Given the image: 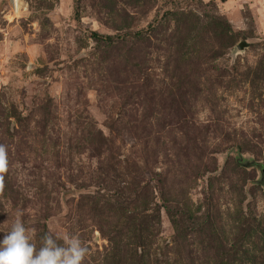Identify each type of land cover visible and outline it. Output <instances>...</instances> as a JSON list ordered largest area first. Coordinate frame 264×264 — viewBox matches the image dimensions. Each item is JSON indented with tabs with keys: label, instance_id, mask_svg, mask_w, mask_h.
Segmentation results:
<instances>
[{
	"label": "rangeland",
	"instance_id": "1",
	"mask_svg": "<svg viewBox=\"0 0 264 264\" xmlns=\"http://www.w3.org/2000/svg\"><path fill=\"white\" fill-rule=\"evenodd\" d=\"M0 143V240L21 213L86 264H264V189L237 162L264 163V0H11Z\"/></svg>",
	"mask_w": 264,
	"mask_h": 264
},
{
	"label": "clouds",
	"instance_id": "2",
	"mask_svg": "<svg viewBox=\"0 0 264 264\" xmlns=\"http://www.w3.org/2000/svg\"><path fill=\"white\" fill-rule=\"evenodd\" d=\"M11 168L8 145L0 143V190ZM21 215L17 213L10 230L0 240V264H86L89 248L78 235L58 236L49 231L37 247L33 243L36 230L27 227Z\"/></svg>",
	"mask_w": 264,
	"mask_h": 264
},
{
	"label": "water",
	"instance_id": "3",
	"mask_svg": "<svg viewBox=\"0 0 264 264\" xmlns=\"http://www.w3.org/2000/svg\"><path fill=\"white\" fill-rule=\"evenodd\" d=\"M10 3L11 0H0V12L6 9V7L10 5ZM246 48H247V44L244 41L237 42L235 46L232 48L230 54L232 61H234L239 54H244ZM39 87L40 86H35V85L33 86V88L31 89L32 95L36 93ZM237 162L240 166L248 170L256 169L258 172V179L252 181L251 184L260 185L264 189V163L257 161L255 158L249 155H241V154L238 155ZM69 193L70 191H66L63 195V200L65 205H66V198Z\"/></svg>",
	"mask_w": 264,
	"mask_h": 264
},
{
	"label": "trees",
	"instance_id": "4",
	"mask_svg": "<svg viewBox=\"0 0 264 264\" xmlns=\"http://www.w3.org/2000/svg\"><path fill=\"white\" fill-rule=\"evenodd\" d=\"M93 36L97 38L98 40H104V39H110V37H102V35H99L98 33H94Z\"/></svg>",
	"mask_w": 264,
	"mask_h": 264
}]
</instances>
